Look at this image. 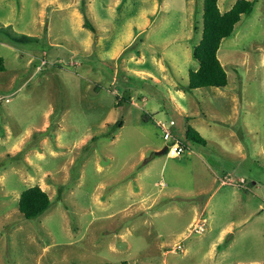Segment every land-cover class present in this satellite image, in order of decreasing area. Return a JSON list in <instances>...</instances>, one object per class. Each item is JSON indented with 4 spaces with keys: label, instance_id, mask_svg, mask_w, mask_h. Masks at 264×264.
<instances>
[{
    "label": "rangeland",
    "instance_id": "rangeland-1",
    "mask_svg": "<svg viewBox=\"0 0 264 264\" xmlns=\"http://www.w3.org/2000/svg\"><path fill=\"white\" fill-rule=\"evenodd\" d=\"M42 1L0 0V26L38 36L0 32V135L50 123L33 167L37 135L12 159L0 143V264H264V0L220 43L228 84L189 92L203 0H97L89 43L79 10ZM186 125L206 144L155 153ZM40 182L51 205L26 219L15 194Z\"/></svg>",
    "mask_w": 264,
    "mask_h": 264
},
{
    "label": "trees",
    "instance_id": "trees-1",
    "mask_svg": "<svg viewBox=\"0 0 264 264\" xmlns=\"http://www.w3.org/2000/svg\"><path fill=\"white\" fill-rule=\"evenodd\" d=\"M86 0H81L79 8L84 16V26L96 33V28L90 21L86 12ZM254 0H236L232 6L221 11L218 6V0H203L202 3V33L199 42L193 47V58L197 61L196 69L188 70L186 83H181V87L186 91H193L203 87H225L228 84V77L224 66L218 58L217 51L224 38L230 37L235 30V25L240 21L242 15L249 14L253 10ZM0 32H3L9 42L28 43L38 40V36L10 32L4 25L0 26ZM5 69L4 58L0 56V71ZM122 97L121 99H123ZM118 100L117 104L120 103ZM130 98L127 102L130 103ZM150 118V115H145ZM121 126L122 120L114 122L113 126ZM109 132H103L108 135ZM36 134H34L35 136ZM113 136V134H112ZM92 136L91 139H94ZM187 142L206 144V139L190 125H186L185 136L178 140V155L187 148ZM164 153L168 152L170 145ZM22 153V151H21ZM51 197L38 184L23 189L18 197V211L26 218H35L51 205ZM107 264V263H106ZM122 264H127L122 261Z\"/></svg>",
    "mask_w": 264,
    "mask_h": 264
},
{
    "label": "crops",
    "instance_id": "crops-1",
    "mask_svg": "<svg viewBox=\"0 0 264 264\" xmlns=\"http://www.w3.org/2000/svg\"><path fill=\"white\" fill-rule=\"evenodd\" d=\"M40 1H41V4H42V8H44V9L47 8L46 7V3L44 1H42V0H40ZM116 1L119 2V0H116ZM218 2H219V0H218ZM48 3H54V4H56V5H58V6L62 7V8H66V9L72 8V10H71L72 11V15L76 13L79 16L80 14H79L78 10L81 12V10L79 8V5H78L79 4L78 0H76V1H74V0H48ZM85 4H86L87 16H88V14H90V11L91 10L95 11V8H97V0H86ZM23 6L24 5H22V7ZM218 6H219V4H218ZM221 11H223V10H221ZM81 14H82V17L84 18L82 12H81ZM82 22H83V25H84V20ZM3 23H4V26L5 25H9L10 26L11 25V23L9 21H3ZM96 30H97V28H96ZM92 34H93L92 30H91V34L88 32V34L86 36V39L87 40L85 39V42L86 43H89L90 41H94V39L92 38ZM97 38H99V36H97ZM184 91L185 92H189V91H186L185 89H184ZM221 93H223V92H221ZM180 95L184 96V93L183 92H180ZM196 115H198V114L197 113H188L186 111L184 112V116H185V118L187 120H189V119L190 120L191 119L192 120H195L196 119ZM49 124L50 123L46 120V121H44L42 123V125H41L40 128H37L36 129L37 131L31 132V129L26 128V130L23 132L22 135H20V136L17 135L16 137L13 134V132L9 129V127H6L5 134L0 135V140H1L0 143L1 144H8L9 145V148H8L7 151H4V153H2V154H6V156H9L8 158L12 159L13 157H15L16 155H18L19 153H21V151L22 152L25 151L23 149L24 146H25V143L30 138L32 139V137L34 136V134H36L38 138L35 139V142L33 144V147L31 149L26 150L25 153H24V159H25V161H27V160L29 161V156L31 155V167H33L35 165V161L33 160V157L36 158V160L43 159L44 158V153H43L44 145H46V144H48L50 142L49 136L47 134L48 127L50 126ZM232 136H235V135H232ZM58 139H59V134L56 135L55 141L58 142ZM85 139L86 138L81 139V142H84ZM170 142H173L175 144H178V140L177 139H172L171 141H169V143ZM58 145H59V143H58ZM36 147H38L39 150ZM167 148H168V146H167ZM236 148L239 151L243 152L242 146H241V144L238 141H236ZM168 154L173 156L175 153L174 152L171 153V152L168 151ZM242 156H243V154H242ZM42 175L44 177L48 176L47 171L44 172ZM0 176L2 177V175H0ZM225 176H226V173H225ZM257 181L258 180H254L251 184H254L255 187L259 188V185L257 184ZM221 183L222 184L223 183L225 184L224 180L221 181ZM38 185L47 192L48 185L45 182H40ZM239 187L240 188L243 187V188H245L247 190L249 189L247 185H242L241 184ZM7 193L8 192L5 191V194H7ZM18 197H19V193H16L15 194V198H17V201H18ZM8 199H10V197L8 195H4L3 197L2 196L0 197V200L1 201L2 200H8ZM258 205H260V204H258ZM226 230L227 229H223L221 235L219 236L220 238H221V236L223 235V233Z\"/></svg>",
    "mask_w": 264,
    "mask_h": 264
},
{
    "label": "built area",
    "instance_id": "built-area-1",
    "mask_svg": "<svg viewBox=\"0 0 264 264\" xmlns=\"http://www.w3.org/2000/svg\"><path fill=\"white\" fill-rule=\"evenodd\" d=\"M42 62H44V61H42ZM4 100L5 101H9L10 99H9V97L7 96V97H5L4 98ZM1 101H3V97L2 96H0V102ZM160 126H163V123H160ZM166 131V130H165ZM166 135L168 136V135H170V132L169 131H166ZM171 150H173V152L176 154V153H178V144H175V143H172L171 145H170V147H169V152L171 151ZM204 221H202L200 224H196V225H193V230H196V231H198V232H201V231H203L204 230V223H203Z\"/></svg>",
    "mask_w": 264,
    "mask_h": 264
},
{
    "label": "water",
    "instance_id": "water-1",
    "mask_svg": "<svg viewBox=\"0 0 264 264\" xmlns=\"http://www.w3.org/2000/svg\"><path fill=\"white\" fill-rule=\"evenodd\" d=\"M166 148H167V145L163 149H161L159 151H156L155 153L156 154H161V153H163L166 150Z\"/></svg>",
    "mask_w": 264,
    "mask_h": 264
},
{
    "label": "bare ground",
    "instance_id": "bare-ground-1",
    "mask_svg": "<svg viewBox=\"0 0 264 264\" xmlns=\"http://www.w3.org/2000/svg\"><path fill=\"white\" fill-rule=\"evenodd\" d=\"M170 152L173 153V150H171Z\"/></svg>",
    "mask_w": 264,
    "mask_h": 264
}]
</instances>
